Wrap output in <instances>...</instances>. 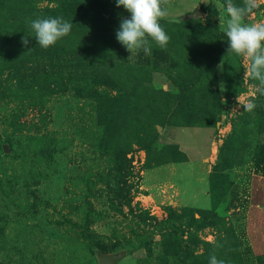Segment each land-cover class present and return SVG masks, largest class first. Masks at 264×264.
Listing matches in <instances>:
<instances>
[{
    "label": "rangeland",
    "instance_id": "374dc122",
    "mask_svg": "<svg viewBox=\"0 0 264 264\" xmlns=\"http://www.w3.org/2000/svg\"><path fill=\"white\" fill-rule=\"evenodd\" d=\"M203 1L163 5L169 15L160 23L170 40L164 48L151 42V55L140 50L131 56L116 39L115 23L80 32L76 42L84 49L74 42L56 56L32 50L15 56L24 64L21 74L50 84L38 104L7 96L11 83L5 81L8 70L2 72L0 264H99L100 250L89 248L95 243L107 253H123L119 264H209L212 254L234 258L223 249L232 241L230 226L245 264H264V95L253 94L256 82L247 77L244 59L227 52L219 26L223 9L216 0ZM31 2L39 12L56 4ZM233 2L242 6V0ZM196 9L202 14L190 16ZM13 20L0 19V36ZM244 22H264V3ZM86 77L112 95L123 86L126 92L138 88L143 120L162 122H149L152 137L145 144L132 143L124 170L115 168L113 149L124 147L128 136L102 135L93 100L73 88ZM249 101L256 105L252 111L243 108ZM169 128L191 161L173 171L152 167L147 180L172 179L186 189L182 203L172 188L166 190L171 201L163 202L154 189H145L146 166L173 158L169 147L177 144L167 141ZM208 128L214 134L211 167L201 160ZM207 185L209 193L214 189L208 207Z\"/></svg>",
    "mask_w": 264,
    "mask_h": 264
},
{
    "label": "trees",
    "instance_id": "16d2710c",
    "mask_svg": "<svg viewBox=\"0 0 264 264\" xmlns=\"http://www.w3.org/2000/svg\"><path fill=\"white\" fill-rule=\"evenodd\" d=\"M55 1L56 4L53 7H46L43 12H39L31 0H0V19L8 15L14 18L12 21L13 26L9 25V28L4 33L6 36H0V76H2V72L5 73L8 70L5 81L11 83L10 85L7 84L6 90H9L7 96L10 94H17L19 95L20 101L28 97L31 98L32 104L35 105L41 102L43 94L50 92V84H46L45 87H43L41 83L38 84L33 82L35 79L31 77V74H21L20 65L24 64H20L16 61V59L19 60L20 54L23 52L26 53L27 50H32L33 53H40L42 51L48 53L53 52L56 56L57 53L65 48V45L69 46L76 42L79 39L80 32L91 31L88 29L89 25H113L115 23H120L121 17L128 14L123 7L116 6V0H106V3H103L102 0ZM107 6L108 8H106ZM200 8L202 11H205L206 6L201 5ZM46 17H62L65 21L72 23V29L67 36L58 40L55 45L44 49L36 43L29 22L36 18ZM191 21H194V19H191ZM25 35L29 36V44L27 47L21 43V38ZM210 40H212L211 37ZM77 43L81 49L85 48L80 41L76 42V44ZM11 54L13 55L12 58L10 56ZM15 56L16 59H14ZM13 81H16L15 87H13ZM75 81L76 83L73 88L76 89L78 93L82 94V92H85L84 97L93 100L94 110L97 114V121L102 130V135L109 138L112 136L120 137L123 136V134L128 136L124 147H115L117 152L113 149L116 153L112 160V162L115 163V168H117L118 171L124 170L125 161L123 158L125 157V152L131 147L132 143L137 142L139 144L141 143V145L145 144L148 136L151 135L149 137H152L151 128H149L151 124L149 125V122H152V124L153 122L159 123L160 125H162V122L156 121L154 116L148 118L150 119L149 122L143 120L144 116L140 110L142 98L141 93L138 92V88H134L132 92H126L123 86L121 90H117V95H112L107 89L100 90L99 87L94 84V80H90L89 77H86L84 80L81 78ZM68 82L71 83L73 80H69ZM34 97L36 100H34ZM140 124L141 126L144 125L141 129H139L138 126ZM147 125L148 127H146ZM106 141H108V138ZM106 141L105 144H107ZM0 148L2 149L1 145ZM169 148L173 150L172 159L158 161V158L157 162L153 165H147L146 168H152L169 162H182L186 159L184 152L179 149L178 145H171ZM213 190L212 188L210 191L211 204L212 200H214ZM88 224L89 221H86V227ZM230 229L232 233V238L230 240L232 241L229 240L230 242H228L230 244L226 245L227 239H221V245H226L223 249L234 258L223 257V260L225 259V263H228L229 259H232V262H235V264H245L240 245L233 232V227L230 226ZM227 233L230 234L229 232ZM89 248L91 251L97 248L107 253L104 246H99V244L96 243L90 245ZM260 258L259 255L256 257L257 260ZM237 259H239V261Z\"/></svg>",
    "mask_w": 264,
    "mask_h": 264
},
{
    "label": "clouds",
    "instance_id": "9594fccd",
    "mask_svg": "<svg viewBox=\"0 0 264 264\" xmlns=\"http://www.w3.org/2000/svg\"><path fill=\"white\" fill-rule=\"evenodd\" d=\"M167 3L168 0H116V6L123 7L130 14V18H121L116 39L131 56L140 50L145 55H151V42L161 48L167 46L170 37L160 23L169 15L163 6ZM261 3H264V0H242V6H238L233 0H216V7L223 9L219 26L227 38V52L244 59L247 77L256 82L253 84V94L264 95V22H244L245 16L252 13ZM29 24L36 43L44 49L55 45L72 29V23L62 17L36 18ZM28 37L25 35L21 38L25 47L29 44ZM223 102L227 103L226 100ZM255 107L252 101L243 106L246 111H252ZM209 264H225V261L218 260L216 255L212 254Z\"/></svg>",
    "mask_w": 264,
    "mask_h": 264
},
{
    "label": "crops",
    "instance_id": "0c3cea01",
    "mask_svg": "<svg viewBox=\"0 0 264 264\" xmlns=\"http://www.w3.org/2000/svg\"><path fill=\"white\" fill-rule=\"evenodd\" d=\"M200 2L202 4L205 3L203 0H200ZM171 128H173V127H171ZM171 128L166 129V131L169 132L168 136H167V134L165 136V137H167V141L177 144L178 147H179V149L181 151H183L187 155V161H185V162H177V163L170 162V163H165V164L159 165V166H168L169 165L170 166L169 167V170L170 171H173L174 168H175V165H177L178 163H189L191 161V156L186 151L183 150L180 142H178V141L174 140L172 137H170L171 131H169V130H171ZM207 134L209 135V142L207 144L208 145V150H207L206 154H203L202 155V159L201 160H202V163L203 164H207L209 167H211V164L212 163L210 162V160H211V158L213 156L212 152H213V144H214V139H213L214 134H213V131H210V128H208V133ZM205 166L206 165H203V169H206ZM156 167L157 166H155L153 168H156ZM153 168H149V169H147L145 171V178H144L145 179L144 182H146L145 189H147V188L148 189H154V193L156 194L155 197H157V195H158L161 198L160 199V202H163L165 199L171 197V195H169V194L166 193V190L167 191H171L170 189L172 188V191L171 192L174 193L175 195H179L178 196L179 197V200H180L179 202L182 203L183 201H185V199L183 198V196H184V194L186 192V189L185 188H176L174 182L172 181V179H167V180L158 179L157 180V179H155L156 176H154V177L151 178L152 181H148L147 180V178H150L151 177V176L150 177H147V173H148L149 170H151ZM203 180H205L206 183L208 184V178H207V176H205V179H203ZM161 187H163V188H161ZM157 188H159L158 189L159 192H155V190ZM205 188L207 189L208 188V185L203 188L204 189V192L203 193L206 196V200H207V204H208L206 207H208L209 204H210V193H209L208 189L205 190ZM167 200L171 201V199H167ZM183 205H186V203H183ZM189 205L190 206H195L196 204L193 203V204H189Z\"/></svg>",
    "mask_w": 264,
    "mask_h": 264
},
{
    "label": "water",
    "instance_id": "95a60500",
    "mask_svg": "<svg viewBox=\"0 0 264 264\" xmlns=\"http://www.w3.org/2000/svg\"><path fill=\"white\" fill-rule=\"evenodd\" d=\"M198 14H202L200 9H196L190 16H197ZM123 253H104L102 251H98V262L99 264H119L120 259L122 258Z\"/></svg>",
    "mask_w": 264,
    "mask_h": 264
}]
</instances>
